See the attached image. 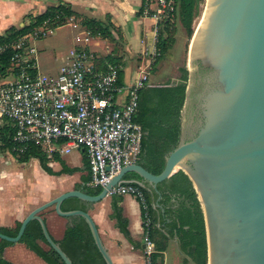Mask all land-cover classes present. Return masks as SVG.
<instances>
[{
    "label": "water",
    "instance_id": "obj_1",
    "mask_svg": "<svg viewBox=\"0 0 264 264\" xmlns=\"http://www.w3.org/2000/svg\"><path fill=\"white\" fill-rule=\"evenodd\" d=\"M188 64L178 143L160 172L124 164L98 193L61 191L33 207L15 235L0 231V238L19 241L28 221L37 219L47 242L73 264L40 215L52 206L60 217L83 216L104 260L113 264L90 213L62 210V201H99L131 171L160 193L158 183L180 168L200 201L207 264H264V0H205Z\"/></svg>",
    "mask_w": 264,
    "mask_h": 264
},
{
    "label": "built area",
    "instance_id": "obj_2",
    "mask_svg": "<svg viewBox=\"0 0 264 264\" xmlns=\"http://www.w3.org/2000/svg\"><path fill=\"white\" fill-rule=\"evenodd\" d=\"M152 3L155 7L151 15L156 18L157 34L160 22L171 24L175 21L176 0H144V14L152 9ZM46 23L33 26L14 40L0 42V53L12 50L9 57L11 78L0 82V123L5 118L12 122V137L20 151L28 143L37 145L48 155L83 149L89 171L85 183L90 187H102L122 165L139 158L143 129L134 119L138 91L152 85L149 75L159 52L155 47L139 64L132 80L120 83V64L104 58V69L101 66L98 69L96 63L102 56L86 47L92 32L83 28L76 37L82 40L69 49L67 60L58 71L45 73L38 70L35 41L54 30L55 27H45ZM31 69L35 71L32 73ZM110 194H130L145 210L143 264H153L156 248L150 235L151 221L142 187L130 179H123L108 190Z\"/></svg>",
    "mask_w": 264,
    "mask_h": 264
},
{
    "label": "trees",
    "instance_id": "obj_3",
    "mask_svg": "<svg viewBox=\"0 0 264 264\" xmlns=\"http://www.w3.org/2000/svg\"><path fill=\"white\" fill-rule=\"evenodd\" d=\"M202 0H176V13L178 21L184 28L185 32L191 36L193 28V20L199 12V4ZM142 0L138 13L143 11ZM81 16V23L88 28L93 34L100 35L111 41H117L121 38L119 29L110 19V15H106L104 19L93 16L82 15L81 12L75 10L70 3L59 0L56 4L48 5L42 12L30 16L28 23L23 25H10L2 33H0V42L14 40L17 37L28 33L33 26L40 25L47 21L53 27L65 24L69 17ZM158 26L156 34V49L159 52L156 55L153 65L170 49L174 42L173 24L163 23ZM172 25V26H171ZM12 50L7 49L0 53V78L9 74V57ZM104 58H108L118 64V81L125 82L123 77V64L119 56L110 53L105 54L97 61L98 69ZM151 68V69H152ZM32 73L35 69L30 70ZM188 78V70L182 69L181 78L174 83H166L163 85H149L138 91V104L134 119L139 122L143 129L141 139V151L136 162L143 165L153 173L161 171L164 165L166 153L177 145L180 133V110L185 98V87ZM14 125L8 119H4L0 123V150L9 149L13 155L21 162H26L31 158H37L40 166L50 174L68 173L80 170L81 167L68 165L61 155L53 153L46 154L35 144L28 143L20 151L17 149L18 144L13 140ZM50 160H56L60 163L59 169H53L49 165ZM84 167L86 173L80 174V180L75 182L73 188H80L88 193H98L100 186L90 187L86 185L89 178L88 163L85 157ZM124 179H130L134 183L139 184L148 200L147 211L151 212L152 224L159 218L160 226L151 225L150 235L152 236L156 252L152 256L153 264L161 255V251L166 247V242L170 235L176 236L180 249L186 253L195 264H207V245L203 213L200 201L197 198L195 189L188 175L182 170L177 169L166 179L158 183L157 187L161 192L159 203L163 207L162 215L153 206L156 191L148 184L142 181V178L135 172H127ZM112 211L110 216L115 219L116 226L120 231L129 237L127 228L128 219L122 213V207L119 204L121 195L110 194ZM93 202L86 201L77 197L65 198L60 207L62 210L81 208L88 211ZM141 217L145 210L141 204ZM54 211L52 206L43 209L40 215L46 211ZM55 212V211H54ZM59 216V215H57ZM66 219L63 227L62 235L58 239H54L62 250L69 256L73 264H107L98 250L87 220L80 215H70L62 217ZM45 221V217H43ZM21 221H16L14 227L0 225V231L9 235H15ZM46 223V222H45ZM19 241L31 249L47 264H66L56 250L47 242L42 232L41 224L37 219H31L26 224L23 234ZM40 241L45 245L43 246ZM10 243L0 238V264H20L5 258L2 254L4 246Z\"/></svg>",
    "mask_w": 264,
    "mask_h": 264
},
{
    "label": "crops",
    "instance_id": "obj_4",
    "mask_svg": "<svg viewBox=\"0 0 264 264\" xmlns=\"http://www.w3.org/2000/svg\"><path fill=\"white\" fill-rule=\"evenodd\" d=\"M58 1L0 0V33L10 25H23L28 23L30 16L42 12L48 5L56 4ZM64 1L70 3L75 10L88 16L104 19L106 15H110L111 21L119 29L121 35L120 40L122 41V46L118 50V56L123 64L124 81L130 82L136 74L139 64L146 60L156 47V18L143 12L138 13L142 0ZM153 6L154 4L152 3V9L154 8ZM58 27L60 26L55 28ZM94 41L95 45L89 43L86 47L94 51L99 57L107 53L112 54L108 45L105 44L108 48L105 49L104 47L98 46L99 44H96L99 42V38H95ZM74 45H76V42H74ZM68 51L61 57L59 67L67 60ZM37 66L38 70L42 71L38 61ZM58 69L55 71L48 69L45 73L53 74ZM6 77L11 78V74L9 73ZM1 151L5 158L2 159V167H0V225L14 227L16 221H21L33 207L40 204L36 203V200L41 198V196L47 200L53 197V195L67 189L69 185L62 184V180L56 182L57 184L53 188L52 179H60L68 173L50 174L42 169L37 158H31L30 160L34 159L37 162L38 172L36 176L39 177V180H37L28 173L30 165H26L30 160L21 162L13 155L11 150L6 149ZM68 153L74 155L78 153L80 160L78 163H66L70 166L81 167L80 170H77L79 176L82 173H86L87 169L84 167V150L74 148ZM50 161L49 165L52 166L53 161ZM59 168L60 164H57L55 169ZM160 198L161 192H156L153 204L156 206L158 214L160 213L162 215L163 207L159 203ZM119 204L122 207L123 215L128 219L127 228L129 230V237L120 231L115 224V219L110 216L112 211L110 195L109 197L105 196L103 199L93 202L91 207L88 208V212L96 224L100 238L113 264H143V227L139 202L134 196L124 194L121 195ZM52 214L53 211L50 210L41 216L42 218L45 217V224L50 235L58 239L62 235L66 219L55 214L56 217L65 220L62 223V228L59 230V225L53 223L54 217ZM40 243L43 246L45 245L42 241ZM2 254L5 258L20 264H43L36 258L37 255L22 241L7 243L3 248ZM187 256L180 249L178 239L174 236L171 238L168 246L161 251V255L157 259L156 264H195Z\"/></svg>",
    "mask_w": 264,
    "mask_h": 264
},
{
    "label": "rangeland",
    "instance_id": "obj_5",
    "mask_svg": "<svg viewBox=\"0 0 264 264\" xmlns=\"http://www.w3.org/2000/svg\"><path fill=\"white\" fill-rule=\"evenodd\" d=\"M204 4H205V0H202L199 4V12L195 16V19L193 20V23H192L194 29H195L197 23L201 19ZM153 7H155V4ZM152 13H153V9H150L148 14L151 15ZM82 15H87V14L82 13ZM81 19H82L81 16L69 17L68 19H66L65 24L60 25V27L55 28L54 31L48 32L47 35L42 36L35 41V46L38 49L37 61L39 63L40 69L43 72L48 71V69H50V71H55L57 68H59L58 65H59V62L61 61L60 60L61 57L67 53L68 49L72 45H74V42H76V44H78V42H80L82 40V39L81 40L76 39L77 35H79L78 33H81V29L86 28L81 23ZM165 22L166 21L160 22L158 24V26H160V25L163 26L164 25L163 23H165ZM74 23L77 25L76 27H74ZM172 24L174 26L173 27V32H174V36H175L174 42L171 45L170 49L166 52V54H164L153 65V68L151 69L150 75H149V82L152 85H163L166 83L177 82L181 78L182 69L184 67L187 70L189 69L188 45H189V41H190L191 36L185 32L184 28L179 23L177 13H176V19ZM45 27L53 28L52 24H50L49 22L46 23ZM157 29H158V27H157ZM90 36H92V37L86 45H88L89 43L95 45L94 42L96 40L94 41V39L99 38V42L96 43V44H99L98 46L104 47L106 49L107 48L105 46V44H106L109 46V50L112 52V55L118 56V50L122 46V41L120 39H118L117 41H111L107 38H103L100 35H96L93 33H90ZM103 51H106V50H103ZM8 78H10V77H2V78H0V82L6 80ZM0 153H2V154H0V167H2V159L5 157L3 155V152H0ZM62 158L64 159L65 162H69V163H78L80 160L78 153H76L75 155L72 153H66V154L62 155ZM50 162H52L53 165L51 167H53L54 169L57 166V164H60L56 160H51ZM36 163L37 162L34 159H32V160L27 162L26 166L30 165L28 168V171H29L28 173L31 176H33V178H36L37 180H39V177L36 176V174L38 172L37 171L38 168H37ZM19 164H21V163H19ZM24 169L26 170V168H24ZM61 180H62V184L66 185V186L69 185V187L67 189L73 188L74 184H75L74 181L80 180L79 172L74 171L72 174L64 175V177H62L60 179H58V178L54 179L53 178L52 179V183L54 185L53 188H55V186L57 184L56 182H59ZM67 189H64V190H67ZM107 197H109V195H107ZM44 200H46V199L41 196V198L36 200V203H41ZM148 204H149V202H148V200H146V205H148ZM153 206H154V204H153ZM148 215L150 216L151 225L156 226V227L160 226L159 218L156 219L155 222L153 221V224H152L153 218H152L150 211H148ZM52 216L54 217L53 223H56L57 225H59V230H60L62 228V223L65 220L56 217L54 211H53ZM142 235H143V233H142ZM172 237H174V236L170 235V237L168 238V240L166 242V246H168ZM36 258L41 263L47 264L38 255L36 256ZM187 258H189V260L191 259L189 256H187Z\"/></svg>",
    "mask_w": 264,
    "mask_h": 264
},
{
    "label": "bare ground",
    "instance_id": "obj_6",
    "mask_svg": "<svg viewBox=\"0 0 264 264\" xmlns=\"http://www.w3.org/2000/svg\"><path fill=\"white\" fill-rule=\"evenodd\" d=\"M198 23H199V22H198ZM198 23H197V25H198ZM197 25H196V26H197Z\"/></svg>",
    "mask_w": 264,
    "mask_h": 264
}]
</instances>
